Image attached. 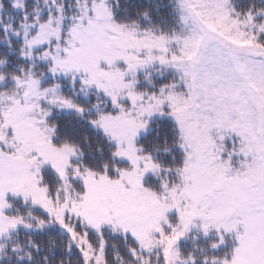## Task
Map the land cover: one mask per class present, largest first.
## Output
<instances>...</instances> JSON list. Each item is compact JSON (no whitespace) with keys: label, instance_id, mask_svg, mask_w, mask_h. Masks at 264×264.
<instances>
[{"label":"snow or ice","instance_id":"1","mask_svg":"<svg viewBox=\"0 0 264 264\" xmlns=\"http://www.w3.org/2000/svg\"><path fill=\"white\" fill-rule=\"evenodd\" d=\"M0 32V264H264V0H0Z\"/></svg>","mask_w":264,"mask_h":264},{"label":"trees","instance_id":"2","mask_svg":"<svg viewBox=\"0 0 264 264\" xmlns=\"http://www.w3.org/2000/svg\"><path fill=\"white\" fill-rule=\"evenodd\" d=\"M3 35V33L2 32H0V36H2ZM55 243H56V245L57 246H59L60 245V243H61V240H60V238L59 237H57L56 239H55ZM114 243L117 245V247H120V242L119 241H114Z\"/></svg>","mask_w":264,"mask_h":264},{"label":"rangeland","instance_id":"3","mask_svg":"<svg viewBox=\"0 0 264 264\" xmlns=\"http://www.w3.org/2000/svg\"><path fill=\"white\" fill-rule=\"evenodd\" d=\"M183 247L186 249L192 247V238L191 237H189L188 240L184 242Z\"/></svg>","mask_w":264,"mask_h":264}]
</instances>
